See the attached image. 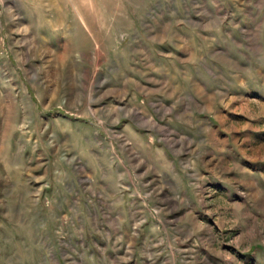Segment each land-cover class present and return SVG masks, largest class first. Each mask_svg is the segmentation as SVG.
Listing matches in <instances>:
<instances>
[{
	"label": "rangeland",
	"instance_id": "rangeland-1",
	"mask_svg": "<svg viewBox=\"0 0 264 264\" xmlns=\"http://www.w3.org/2000/svg\"><path fill=\"white\" fill-rule=\"evenodd\" d=\"M246 2L254 11L264 5L0 0V264H264L263 32L250 35L246 47L235 36L231 45L217 37L218 57L200 58L221 69L226 61L232 71L217 75L232 81L218 89L217 104H191L185 91V105H168L158 121L130 113V122L100 119L104 109L120 113L127 102L120 90L99 98L104 89L118 90L130 71L114 47L148 27L157 35L181 31L177 19L162 29L174 16L219 21L230 18L232 6L237 17L236 5ZM195 39L178 42L197 50ZM245 48L253 56L235 51ZM191 60L196 56L184 62L186 73L197 66ZM164 61L173 79V65L182 64ZM176 86L174 80L171 93ZM149 144L171 150L179 173L154 177L145 160L153 157ZM113 164L144 174L129 188L109 185L102 170Z\"/></svg>",
	"mask_w": 264,
	"mask_h": 264
},
{
	"label": "crops",
	"instance_id": "crops-1",
	"mask_svg": "<svg viewBox=\"0 0 264 264\" xmlns=\"http://www.w3.org/2000/svg\"><path fill=\"white\" fill-rule=\"evenodd\" d=\"M255 6L256 9L254 11L253 6H250L248 2L243 5H236L235 10L238 8L240 13L237 17H233L235 13H233L234 8L231 6L230 18H219V21L218 18L209 20L201 18L179 19L174 16L173 19L169 18L164 25L162 24V29H164L163 27L168 28L171 22L177 19V28L179 27L181 31L172 29L171 33L157 35L154 33L153 28L148 27V33L132 34L124 44H119L120 46L114 47V54L118 57L120 66H128L130 71L119 78L121 85L118 87V90H116V88L104 89L99 98L110 97L113 95L111 92L116 93V91L120 90L118 96H120L121 99H127V102L124 106H121L120 113L117 112L115 107L104 109L100 119L105 121V119L113 117L114 120L117 119L130 122L134 119L126 117L127 113H130L139 121L142 120L143 116L146 114H148L152 120L158 121L168 113V105H185V101H183L184 98L182 97L185 91H189L187 96L193 100L190 102L191 104L200 105L201 98H209L212 100V105L217 104L216 96L218 89H227L228 86L232 87V81L228 80L226 77L227 73L230 74L232 71L228 67L226 61L225 66L221 69L217 67L215 61H209L207 66L204 65L200 61V58H204L205 56L209 58L218 57V48L216 47L217 37L218 39H223L225 43L229 42L230 45L238 38L236 40H239L243 46V42L247 43L250 35L264 33V5L255 4ZM184 9L189 8L186 6ZM197 9L198 8L192 7L194 11ZM179 23L181 24L180 26ZM206 27L209 29H206ZM180 34H183L185 38H182ZM233 36L236 38L234 39ZM190 37L193 42L196 37L195 40L198 42L196 44L197 50L194 47H190V45L181 47V44L178 42L181 41V39H186V42L191 41ZM261 41L264 43V36L261 37ZM202 47H206V49H202ZM243 47H246L245 43ZM116 48L120 50L118 53L116 52ZM180 48H183L182 51L184 53L182 54L184 55L178 53ZM224 48L225 51H227V49H229L228 51L230 52L233 51L232 46H230V48L224 46ZM235 51L242 52L240 55H243L244 58L253 56L249 53L250 50L248 48L242 51L236 49ZM195 56L197 60L191 61H194L195 64L197 63V66H188L189 68H186L188 69V73H186L184 70V62L190 61V58L194 59ZM168 58L175 59L182 64V67L179 68L173 65V69L176 71V73H171L176 76L173 77V79L168 76L166 70L161 69L163 62H165L164 60ZM156 59L159 60L160 67L156 64L158 63L155 61ZM178 59H182V61ZM119 72L123 73V69ZM221 72L226 75L222 77L223 83L218 82L217 79V75L221 74ZM202 74H208L205 81L202 80ZM174 80H176L177 86L176 88L173 87L171 90H176V93H171L169 86L170 84L173 85ZM169 95H171V98H169ZM180 98H182V100ZM194 98H196L198 103ZM172 113L174 116L177 115L175 111H172ZM136 133H142L147 140H152V138L156 137L153 132L137 131ZM134 136H137V134ZM137 148L140 149L141 147ZM145 150H148L153 156L147 157L145 160H148L149 166L152 167L151 174L154 177L159 179L164 177V175L174 176L179 173L180 167L178 166L181 165L180 159L174 157L171 150L168 151L164 147L151 144L147 145ZM140 152L141 151L136 153L141 154ZM142 158L141 156L140 159ZM113 165L114 166L102 170V176L107 178L108 181H106V184L109 183V185H120L129 188L135 185L137 179H140L144 174V172L138 173L136 166L131 164Z\"/></svg>",
	"mask_w": 264,
	"mask_h": 264
}]
</instances>
